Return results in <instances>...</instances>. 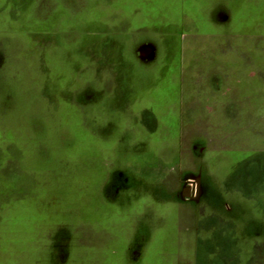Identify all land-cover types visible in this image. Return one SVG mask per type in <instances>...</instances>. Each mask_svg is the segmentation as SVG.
Listing matches in <instances>:
<instances>
[{"label":"rangeland","instance_id":"obj_1","mask_svg":"<svg viewBox=\"0 0 264 264\" xmlns=\"http://www.w3.org/2000/svg\"><path fill=\"white\" fill-rule=\"evenodd\" d=\"M230 3L0 0V264H264V31Z\"/></svg>","mask_w":264,"mask_h":264},{"label":"trees","instance_id":"obj_2","mask_svg":"<svg viewBox=\"0 0 264 264\" xmlns=\"http://www.w3.org/2000/svg\"><path fill=\"white\" fill-rule=\"evenodd\" d=\"M230 5L245 28L264 31V0H231Z\"/></svg>","mask_w":264,"mask_h":264},{"label":"water","instance_id":"obj_3","mask_svg":"<svg viewBox=\"0 0 264 264\" xmlns=\"http://www.w3.org/2000/svg\"><path fill=\"white\" fill-rule=\"evenodd\" d=\"M194 182H195V181H194ZM189 190H190V188L187 187V190L184 192V194L187 193V195H189V194H190ZM191 192H192L191 194L194 195V194H195V188H194V190H192Z\"/></svg>","mask_w":264,"mask_h":264},{"label":"flooded vegetation","instance_id":"obj_4","mask_svg":"<svg viewBox=\"0 0 264 264\" xmlns=\"http://www.w3.org/2000/svg\"><path fill=\"white\" fill-rule=\"evenodd\" d=\"M195 187H196V186L194 185L193 188H190V189H191V190H194ZM195 189H196V188H195Z\"/></svg>","mask_w":264,"mask_h":264}]
</instances>
